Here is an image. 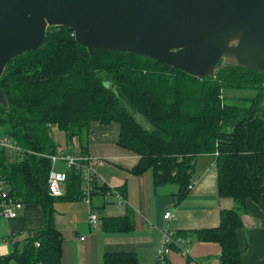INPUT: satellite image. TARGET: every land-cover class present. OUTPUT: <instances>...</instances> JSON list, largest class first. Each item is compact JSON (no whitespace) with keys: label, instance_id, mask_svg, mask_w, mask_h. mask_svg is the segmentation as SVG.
I'll list each match as a JSON object with an SVG mask.
<instances>
[{"label":"trees","instance_id":"16d2710c","mask_svg":"<svg viewBox=\"0 0 264 264\" xmlns=\"http://www.w3.org/2000/svg\"><path fill=\"white\" fill-rule=\"evenodd\" d=\"M0 89L8 103L7 110L0 105V137L10 138L23 150L18 159L2 165L1 175L10 196L39 204L44 217L41 228L0 256V264L60 263L62 237L51 221V201L85 195L79 170L67 168L63 194L49 196L50 162L42 155L57 152L52 128L63 132L65 147L75 137L81 153L87 154L92 122L117 124V145L137 156L130 173L149 170L153 187L175 186L178 199L192 183L195 158L213 154L217 195L230 197L233 207L220 210L216 227L191 233L218 244L220 264H239L242 251L235 231L246 200L264 212V73L226 65L212 77H192L127 52L94 49L89 55L71 32L63 30L47 31L39 49L9 60ZM109 193L110 187L94 176L87 195L90 211L105 203L104 198L93 202V196ZM101 219L104 228L116 229L127 216ZM130 226L128 220L121 228ZM130 258L105 255L103 264H124Z\"/></svg>","mask_w":264,"mask_h":264},{"label":"crops","instance_id":"0c3cea01","mask_svg":"<svg viewBox=\"0 0 264 264\" xmlns=\"http://www.w3.org/2000/svg\"><path fill=\"white\" fill-rule=\"evenodd\" d=\"M117 134L118 126L113 122H92L87 131L85 152L102 160L94 166L96 181L110 187L109 194L92 198L93 202L102 198L105 202L94 212L95 223L89 221L90 206L84 199L51 201V221L62 237L59 264H103L105 255L121 254L131 256L124 264H156L155 251L161 245L163 231L170 236H180L178 231L189 234L182 236L189 239L184 244L186 253L171 243L165 264H220L218 244L196 239L191 233L216 227L220 210L233 207L230 197L217 195L214 155L195 158L192 183L178 199L175 186L154 188L149 170L139 175L130 173L137 156L117 145ZM68 146L76 155L81 153L78 138H72ZM165 212H170L168 218H164ZM124 216L129 228H121L127 221H119L116 229L104 228L101 217ZM240 220L235 231L242 251L239 264H264V212L247 199ZM43 224L42 210L35 203H23L14 218L0 216V256L11 253L21 239ZM3 264L16 263L9 260Z\"/></svg>","mask_w":264,"mask_h":264},{"label":"water","instance_id":"95a60500","mask_svg":"<svg viewBox=\"0 0 264 264\" xmlns=\"http://www.w3.org/2000/svg\"><path fill=\"white\" fill-rule=\"evenodd\" d=\"M63 30L89 55L127 52L192 77L226 65L264 73V0H0V76L47 31ZM0 105L7 110L1 89Z\"/></svg>","mask_w":264,"mask_h":264},{"label":"built area","instance_id":"2783aa9c","mask_svg":"<svg viewBox=\"0 0 264 264\" xmlns=\"http://www.w3.org/2000/svg\"><path fill=\"white\" fill-rule=\"evenodd\" d=\"M23 153V150L13 140L8 137H0V216L4 218H14L17 215V210L23 205L22 202L8 194L7 185L1 175L3 164L18 159ZM49 159L50 168L46 177L47 194L52 197H59L63 194V184L66 178L65 170L67 168H75L79 170L81 179L82 193L85 195L84 200L88 202V190L95 176L94 166L102 162L100 159L92 158L88 154L73 153L67 145L64 150L57 151L53 154L42 155ZM61 164L62 168L57 165ZM164 218L170 216V212L164 213ZM97 217L94 212H90L89 221L95 223ZM189 242L188 238L173 235L170 236L167 232H162L161 245L155 251L156 264H165V256L170 250V244H177L181 248V253L185 254L184 244ZM38 243L35 242V245ZM183 244V246H182Z\"/></svg>","mask_w":264,"mask_h":264},{"label":"rangeland","instance_id":"374dc122","mask_svg":"<svg viewBox=\"0 0 264 264\" xmlns=\"http://www.w3.org/2000/svg\"><path fill=\"white\" fill-rule=\"evenodd\" d=\"M51 136L54 139V141L57 143V146H56L57 151L64 150L65 143H64L63 132L57 130L56 128H52Z\"/></svg>","mask_w":264,"mask_h":264}]
</instances>
